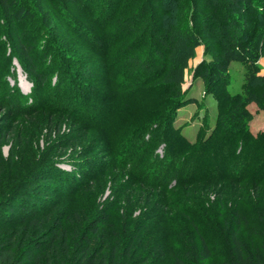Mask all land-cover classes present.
Here are the masks:
<instances>
[{
    "label": "rangeland",
    "instance_id": "1",
    "mask_svg": "<svg viewBox=\"0 0 264 264\" xmlns=\"http://www.w3.org/2000/svg\"><path fill=\"white\" fill-rule=\"evenodd\" d=\"M258 5L264 10V0H258ZM29 8L30 17L19 23L5 18L0 5V68L6 63L13 65L17 86L23 93L30 92L31 84L18 61L16 44L20 38L16 37L20 36L27 44L33 41V51L37 54L40 47L44 56L38 68L45 67L49 59L52 66L49 65L47 70L64 72L71 80L68 88L82 92L81 96L78 95V100L83 101L80 104L95 107L88 113L91 121L96 122L101 113L112 107L120 110L128 106L131 119L126 123L131 130L141 126L144 129L143 126H151L160 120L174 102L175 90L160 84L157 67L147 75L131 71L125 64L127 55L145 59L153 47L164 57L165 50L159 46L156 37L165 35L168 27L183 28L194 23L202 41L189 60L181 90L188 91L196 102L178 111L175 125L179 131L168 134V141L174 142L170 156H179L183 150L179 144L182 140L180 133L191 142L196 140L197 132L198 136L209 134L215 122L217 102L223 97L225 87L231 93L242 89L244 70L240 62L230 64L225 87L208 90L204 80L196 75L198 66L205 67L217 53L215 40L204 35L202 22L214 11L201 0H31ZM43 17L47 19L45 25L41 24ZM125 23L127 26L123 25ZM249 27L252 28V23ZM121 28L125 30L123 33L119 32ZM257 37L263 48L264 33H258ZM247 40L248 44L252 43V37ZM149 58L151 64L163 63V59L160 61L156 55ZM258 64L259 73L264 75V48ZM1 90L0 182L4 180L2 177L16 174L15 182L25 183L35 172L29 187L39 209L46 210L55 200L63 198L53 215H72L76 211L77 218L87 222L94 216V208L99 209L102 203V208L109 210L106 216L110 215L109 223L112 224L110 228L105 224L102 226L103 230L108 228L106 236L123 233L130 240L139 228L142 230L136 234V241L154 235L162 239L167 236L165 240H169L172 235L166 243L167 253L177 249L195 251L198 233L202 232L212 245V257L206 264L226 255L225 235L237 219L240 220L239 235L246 250L255 252L264 245V182L256 186L251 182L227 183L221 187L218 184L214 188L197 184L189 192L187 190L193 200L178 198L170 207L172 211L167 209L168 213H163L152 205H145V200L141 201L136 193L127 194L124 183L128 177L112 165L103 129H87L73 116L47 109L42 111L40 120L24 123L15 117L8 119L7 110L2 108ZM248 108L252 113L248 131L255 140L264 131V110L256 103H250ZM50 122L52 127L48 128ZM10 129H14V133L7 134ZM160 131L156 135H160ZM68 136L77 140L78 147ZM219 142L226 143L222 137ZM252 143L257 148L255 155L259 157L264 146L256 147L257 143ZM50 159L56 163L47 164ZM200 169L201 166L196 168ZM105 173L108 175L104 176ZM92 174L97 179L101 174L98 184L92 187L84 182V190L66 198L77 188V181ZM49 176L53 178L48 179ZM115 193L124 196L117 194L115 197ZM11 205L15 212L18 211L15 201ZM203 209L206 216L198 212H204ZM236 212L237 218L234 216ZM125 218L130 223L124 230Z\"/></svg>",
    "mask_w": 264,
    "mask_h": 264
},
{
    "label": "trees",
    "instance_id": "2",
    "mask_svg": "<svg viewBox=\"0 0 264 264\" xmlns=\"http://www.w3.org/2000/svg\"><path fill=\"white\" fill-rule=\"evenodd\" d=\"M30 1L0 0V5L5 18L20 23L31 15ZM201 1L214 11L213 15H206L202 22L204 35L215 40L217 53L205 67L198 66L196 75L204 80L208 90L216 86L225 87L230 64L240 62L244 80L242 89L237 93H231L225 87L223 97L217 102V114L209 134L198 136L197 132L196 140L191 142L179 132L182 138L179 144L183 146L179 156L169 155L174 142L168 141V134L179 131L175 125L178 111L196 102L188 91L181 90L189 60L202 41L200 31L193 22L183 28L168 27L165 35L156 37L159 46L165 50L164 57L153 47L148 55H156L160 61L163 59V65L151 64L152 59L146 55L145 59L137 55L126 57L125 64L134 72L147 75L157 67L160 73L156 76L161 77L160 84L175 90L174 102L151 126L129 129L130 125L126 123L131 119L128 106L120 110L112 107L101 113L96 122L91 121L88 113L95 107L80 104L83 101L78 100V95L81 96L82 92L68 88L71 80L65 77L64 72L62 74L60 69L52 71V68L47 70L52 61L48 59L45 67L39 69V63L44 60L41 48H37L36 54L33 41L27 44L20 36L16 37L20 38L16 44L18 61L31 87L30 92L23 93L17 86L15 67L7 63L1 66V101L3 110H7V118L15 117L24 123L40 120L42 111L47 109L73 116L87 129H103L112 165L128 177L124 183L127 194L136 193L141 201L145 200V205H152L163 213H168L167 209L172 211L170 207L178 198L193 200L188 192L197 184L214 188L218 184L221 187L227 183L251 182L256 186L264 182V150L256 157L257 148L252 143H257L256 147L264 146V131L255 140L248 131V122L252 119L248 105L260 104L264 110V75L259 73L258 64L264 47L259 46L260 38L257 37L258 33H264V10L258 5V0ZM45 23L47 19L43 17L41 24ZM123 25L127 26L126 23ZM120 30L121 33L125 31L124 28ZM248 37H252L251 44L247 42ZM1 54L7 57L5 53ZM48 124L51 128L52 123ZM159 129L161 133L156 135ZM8 133H14V129L8 130ZM68 137L78 147L77 140ZM220 137L224 138L225 144L219 142ZM55 163L50 159L47 164ZM200 166L202 169L196 170ZM100 175L99 179L92 174L86 177L87 181H77V188L66 198L82 190L84 182L92 187L98 184ZM15 176L2 177L4 180L0 182V264H206L212 257L211 242L202 232L198 233V246L193 248L195 251L177 249L169 253L166 243L172 235L169 240H165L167 236L162 239L154 235L136 241V234L142 230L139 228L130 240L123 233L106 236L105 230L112 224L109 223L110 215L106 216L109 210L103 209L102 203L99 209L94 208L95 214L87 222L77 218L76 211L72 215H53L56 206L64 199L55 200L46 210L39 209L29 187L35 172L25 183L15 182ZM117 194L124 196L123 193H115V197ZM14 201L19 208L16 212L11 205ZM203 211L198 210L199 214L205 215ZM234 216L237 218L238 213ZM234 221L225 235L226 255L212 264H264V245L255 252L246 250L239 235L240 220ZM125 222L124 230L130 223ZM104 224L108 228L103 230Z\"/></svg>",
    "mask_w": 264,
    "mask_h": 264
}]
</instances>
